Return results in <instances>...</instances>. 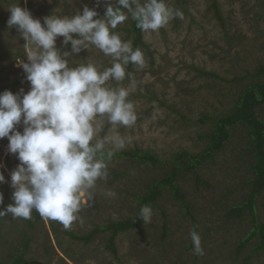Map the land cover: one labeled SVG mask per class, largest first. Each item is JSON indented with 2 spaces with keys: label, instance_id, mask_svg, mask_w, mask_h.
<instances>
[{
  "label": "rangeland",
  "instance_id": "1",
  "mask_svg": "<svg viewBox=\"0 0 264 264\" xmlns=\"http://www.w3.org/2000/svg\"><path fill=\"white\" fill-rule=\"evenodd\" d=\"M217 1L224 23L215 14L214 0L166 2L169 7L181 10L183 19L177 17L158 31L143 32L140 49L146 66L143 69L132 64L127 66L136 81L128 99L134 103L137 121L131 127L113 129L105 119L101 137L119 134L126 141L121 150L152 151L163 162L181 150L199 153L206 148L207 141L200 135L211 131L212 120L201 123V118L205 114L215 117L232 109L245 88L256 80L246 74L254 73L264 65V0ZM19 3L43 22L44 17L53 13L72 16L85 6L100 14L114 0H101L99 4L97 0L0 1V93L11 90L22 96L31 87L17 62V59L28 62L23 46L26 42L15 27L9 28L7 24L10 17L7 8ZM125 12L128 19L114 31L122 41H130L134 46L136 34L130 31L134 20L127 10ZM57 47L71 51V44L63 45V37L57 39ZM68 60L71 67L94 63L101 70L110 67L112 62L110 56H105L95 46L83 49L78 56L70 55ZM20 77L26 81L7 88ZM235 77L240 80H234ZM108 83L112 87L127 88L130 85L128 79L119 84L115 81ZM247 139L244 126L232 129V137L224 150L215 156L214 161L206 162L198 169L202 182H198L193 173L180 181L186 200L192 206L191 215L172 192L165 190L157 206L151 207L149 223L116 238L118 257L107 248L110 232L98 234L90 243L73 239L70 232L87 235L97 226L135 216L138 212V197L135 195H142L146 184L160 178L170 167L138 165L128 157L110 161L108 179L97 182L92 190V200L87 194L82 198L79 219L71 229L66 230L52 220L38 222L25 259L34 260V264H264V252H252L258 238L237 257L238 247L251 229L249 210L238 217L228 215L252 191V185L247 184L254 176L250 168L251 158L244 157ZM4 142L0 139L4 147L0 172L6 180L0 183V193L3 194L0 211L7 208L6 195L13 202L11 172L19 164V161L8 163L10 153ZM107 191L114 192L115 196H105ZM256 200L262 222L264 196ZM54 224L58 227L56 233L52 228ZM193 228L201 237L202 256L193 251L190 237ZM28 230L26 222L14 219L10 214L3 218L0 259L5 264H12L9 255L11 250L13 253L16 250L12 244L22 240L20 231L28 234ZM22 249L20 247L19 253Z\"/></svg>",
  "mask_w": 264,
  "mask_h": 264
},
{
  "label": "clouds",
  "instance_id": "2",
  "mask_svg": "<svg viewBox=\"0 0 264 264\" xmlns=\"http://www.w3.org/2000/svg\"><path fill=\"white\" fill-rule=\"evenodd\" d=\"M7 9L9 28L15 27L26 42L28 62H17L31 87L26 93L21 89L22 96L11 90L0 93V139H8V152L19 160L11 172L14 203L0 211V217L10 214L28 220L36 211L68 230L79 219L82 198L87 194L93 199L97 182L109 177L108 164L115 152L125 147L119 134L100 136L105 119L113 129L131 127L137 121L134 103L128 99L136 81L127 66L143 69L145 56L114 30L128 19L125 10L142 32L158 31L172 19H183L184 14L169 7L166 0H114L102 18L94 8L85 6L72 16L53 13L43 22L20 3ZM59 37H63L64 46L71 44L70 52L57 47ZM89 46L110 56L111 66L103 70L94 63L71 67L68 57L78 56ZM125 79L130 81L127 88L108 83L119 84ZM21 123L23 132L17 128ZM4 182L0 172V183ZM105 196L114 197L115 193L107 191ZM139 216L149 223L152 208L142 206ZM190 237L194 254L204 255L195 228Z\"/></svg>",
  "mask_w": 264,
  "mask_h": 264
},
{
  "label": "trees",
  "instance_id": "3",
  "mask_svg": "<svg viewBox=\"0 0 264 264\" xmlns=\"http://www.w3.org/2000/svg\"><path fill=\"white\" fill-rule=\"evenodd\" d=\"M8 2L9 0H0ZM142 1V0H140ZM168 0H166L167 2ZM264 5V2H263ZM215 14L217 18L224 23V18L220 11V5L217 0L213 3ZM104 13H100L99 17L104 16ZM130 31L136 34V39L134 41L133 48H140L143 43V32L136 27V21L134 20ZM70 44V43H69ZM23 56V55H22ZM25 58V56H23ZM208 75L210 73H207ZM213 75V74H211ZM246 77L255 78L254 83L249 84L242 96L237 100L235 106L229 109L224 114H218L213 117V114H205L201 118V123H205L212 120V129L207 134H202L200 137L207 141L206 148L199 153H194L189 150H181L173 155L171 159L163 162L155 153L146 150H118L115 152L111 161L116 158L128 157L136 164H150L152 166L166 167L169 166V170L165 171L162 176L152 182L146 184V191L141 194H136L138 197V212L135 216L130 217L125 220L112 221L104 226H97L91 233L87 235H80L70 232L73 239L83 241L85 243H90L98 234L103 232H110V238L108 240L107 248L116 257H118V249L116 247V238L123 232L132 231L145 222L140 219L139 212L140 208L144 205H149L150 207H156L158 200L161 198L165 190L172 192L174 197L181 202L183 206L186 207L188 214L192 206L186 200V195L183 192L182 185L180 181L184 179L188 174L193 173L196 176L198 182H202L200 175L198 174V169L205 165L206 162L214 161L215 156L224 150L226 144L230 141L232 137V129L236 127L244 126L247 130L248 139L247 146L245 148V158L250 157V168L253 171V177L248 179L247 184L252 185V191L249 197L240 204L234 206L228 215L231 217L241 216L247 209L250 213V224L251 229L247 233L246 237L241 241L237 257L241 255L244 248L255 239H259L257 245L254 246L252 252L259 253L264 252V221H260L258 217L257 208V198L264 196V117L262 112L264 110V65H260L258 70L254 73H247ZM234 80H240L239 77H235ZM26 81L23 77L18 78L14 84L7 85V88L11 89L15 85ZM18 130L23 132V126L18 125ZM4 145L9 144L7 138H3ZM4 152L3 143H0V164L1 155ZM8 163H13L14 161H19L15 154H9L7 157ZM117 175V174H116ZM14 203L10 201L9 195L5 197V206ZM4 217H0V225ZM28 224L30 233L21 232L22 240L20 243H13L15 245V252L9 255L12 259V264H34L35 261L30 259H25L24 255L27 251L29 245L34 239V231L38 222L43 221V218L38 212L33 211L32 218L25 220L18 218ZM56 222V221H55ZM58 225V222H56ZM53 230L56 233L58 227L54 224ZM28 230V231H29ZM165 236V233H163ZM10 243V242H9ZM22 249V253H19V249ZM0 264H5V261L0 259Z\"/></svg>",
  "mask_w": 264,
  "mask_h": 264
}]
</instances>
